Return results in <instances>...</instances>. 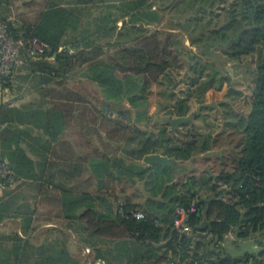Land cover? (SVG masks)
<instances>
[{
    "label": "trees",
    "instance_id": "1",
    "mask_svg": "<svg viewBox=\"0 0 264 264\" xmlns=\"http://www.w3.org/2000/svg\"><path fill=\"white\" fill-rule=\"evenodd\" d=\"M92 1H68L67 6L52 2L34 23L17 28L3 18L0 0V21L8 25L12 36L25 42L20 56L24 67L16 66L13 77H0V88L14 90L19 71L24 69L28 72L24 79L34 82L26 84L25 93L39 91L48 100V87L52 83L59 84L57 81L79 70L101 90L104 109L120 117L121 121L110 123L123 132V143L128 147L134 145L130 158L116 155L113 160L107 155L101 160H91L93 173L99 179L112 175L120 182L124 178V184L131 186L144 183L143 193L150 196L135 203L129 196L111 202L92 194L76 193L72 187L76 175L73 146L55 162L59 157L57 145L70 120L64 106L44 102L37 105L35 101L20 108L11 103L1 105L0 146L4 150L0 161L8 163L12 178L0 179V229L11 221L17 222L19 229L12 236L0 234V251L7 253L5 245L11 242L16 254L13 260L7 257L2 260L0 256V264H80L73 248L90 249L94 255L92 264H170L174 260L180 264L202 260L208 264H264V0H234L235 13H230L229 24L223 27H212L222 0H170L174 3L171 9L187 17L184 22L167 24L168 29L178 28L180 35L165 31V25L163 30L148 34L143 31L144 25L130 27L136 30L129 37L134 42L110 58L92 53L95 40L90 37L67 39L81 22L74 5ZM131 2L141 6L146 0ZM113 17L109 13L96 18L95 29L114 35L116 43H124L125 32L117 26L120 18ZM181 35L196 48V52L188 53L197 60L190 69L194 76L181 98L170 88L160 94L163 99L158 111L165 115L162 122H168L158 133L148 132L141 125L153 119L149 111L152 86L163 85L174 65L183 68L179 49L187 47L181 42ZM34 38L48 44L50 50L44 54L33 50ZM216 49L223 50L229 58L218 62L223 55ZM246 58L250 60L246 62ZM243 66V73L251 82L246 111H235L229 102L219 103L215 108L225 111L221 128L207 121V113L202 112L205 108L192 114L191 102L199 86L222 90L224 84L232 83L227 70ZM227 96L246 98L233 85ZM207 109L214 112V106ZM175 118H185L187 122L173 128L171 121ZM224 147L228 149L211 154L214 149ZM160 153L177 167L149 166L143 162L146 156ZM204 153L210 154L203 158L206 161L217 157L218 168L207 167L195 173L191 162ZM25 186L37 191L36 202L55 203L59 211L61 208L56 218L65 225L53 229L60 233L61 240L47 238L44 244L33 243L39 237L41 215L39 218L36 204L13 193V189ZM179 211L186 215L190 228L187 234L175 228ZM138 212L144 214L143 219L135 217ZM231 235L233 243L229 242ZM249 241L260 251L245 252L239 257L232 255L234 249Z\"/></svg>",
    "mask_w": 264,
    "mask_h": 264
},
{
    "label": "rangeland",
    "instance_id": "2",
    "mask_svg": "<svg viewBox=\"0 0 264 264\" xmlns=\"http://www.w3.org/2000/svg\"><path fill=\"white\" fill-rule=\"evenodd\" d=\"M68 1L76 2V0H2L1 14L3 18H6L17 28H21L25 24L34 23L38 19L40 13L43 12L50 3L57 2L67 6ZM113 2L115 1L106 0V2H100V0H93L91 3L86 5H74L76 7L74 8L80 13L78 15V13L75 11L78 17L81 19V22L74 33L69 32L67 39H70V37L79 39L83 37H90L89 39L92 41L95 40L92 53H95L103 58H110V56H112L111 54L117 53L126 45H130L134 42L131 41L129 37L133 36L136 30H130V27L133 28L135 26V28H140L144 25L143 31L144 33L148 34L150 32H154L157 29L163 30V25H165V31L176 32L178 35H180L181 32L178 28L168 29L167 24L169 25V22L171 21L175 23L184 22L187 18L185 16L177 15L174 10L171 9L174 3L170 0H146L145 4L141 6L133 4L131 0L124 1V5L123 1H119L118 3ZM234 2V0H222V2L218 4V7L216 8L217 10L215 11L218 16L214 18L212 27L218 25L223 27V25L226 26L229 24L231 16L230 13H235L233 7ZM109 13L114 16V19L120 18L117 26L119 29H122L121 32H125L126 36L124 38L125 40H123L125 41V45H123L124 43H116L114 35L109 36L105 31L98 32V30L95 29V19L101 18L103 15H107ZM181 36V42H184L186 47L189 48L188 50L187 48L179 49L182 53L180 54V63L183 65V68H178V65H174L175 67L173 66V68H171L169 71L170 78L167 80L165 78L166 81H164L163 85L156 84L152 86V92L149 96L151 104L149 111L150 114L153 115V119L148 124L141 125V128L143 130H148V132L158 133L159 128L168 122H162L165 115L164 113H160L158 111V104L160 105L163 99L162 93L165 92L167 88H170L173 89L178 97L181 98V96L189 89V82L194 76V73L190 69L192 66L196 65L197 60H194L192 57L193 55L188 53L190 52L189 50L196 52V48L191 46L187 38H185L183 35ZM161 37L166 38L165 35H162ZM114 44H122V46L114 47ZM216 51L217 53L223 55L218 59V62H220L221 59L223 61L229 58L224 55L225 52L223 50L216 49ZM191 59L193 61H191ZM245 60L248 62L250 58H246ZM202 64L204 65V62ZM229 65L232 66L233 64L231 63ZM240 66H242V64H240ZM21 67H24L23 63H20L19 68ZM77 68L79 69L80 67ZM244 70V66L237 70H232L229 68L227 72H229V75L232 77V83L224 84L222 90H217L216 87L208 89L205 85L199 86L196 89V98L192 99L191 102L192 114L196 115L201 113L199 112L200 108H205L202 112L207 113V121L217 126L220 125L221 128L224 126V121H222V118H224L225 111L224 108H215V106H217L219 103L223 102L225 104L226 102H229L231 108L235 111H246L247 108H245V106L248 101L247 99L251 95V82L250 79H246L247 77L243 73ZM19 72V82L15 83L16 85L14 84L15 88L12 90V94H14L16 98L18 96L27 94L26 99L37 102V105H40L42 102H44L45 104H56L59 107L64 106V110L67 111V114L70 117L69 126L67 127L66 133L63 135L60 144L57 145L59 157L58 161L55 162H59L61 160L62 154H64V152H66L71 145L73 146L72 152L75 158H73V164H76V175L73 179L72 187L76 193L92 194L96 197H101L104 199L107 198L111 202L116 201L117 199L125 200L128 198V196L132 198L133 202L135 203H141L143 199L147 200L149 198V193H143L144 183L142 184L139 182V184L131 186L129 183L124 184L126 179L121 178L119 179V182L116 181L112 175H108L99 179L96 177L90 167L91 160L97 158L101 160L107 155L112 157L113 160V157L116 155L119 157L123 156V158H130L129 156L131 147H134V145L128 147L126 144H124L123 132H121L119 128L111 125V123L114 124L111 121L118 122L121 121V119L114 111L110 112L108 109H104L103 96L101 94V90L96 85L87 81L83 77L82 73L79 70H76L71 72L67 79L57 81L60 82L59 84L52 83V85L48 87L50 91L47 97L48 100H46L42 98V94L39 91L25 93L24 90L26 87H28L26 84L28 83L29 85H32L34 82H30L27 78L24 79V77H26L28 74L26 70L24 71L23 69L22 72ZM207 74L208 73H205L204 75L205 79L207 78ZM231 85L243 92L246 98L242 99L239 96L228 97L227 94ZM65 98L68 99V101L64 100ZM66 104H69V106ZM122 106L129 108L127 103H122ZM207 106H214V109H212L214 112L208 111ZM216 118H220V120H217ZM198 124H201L200 120H198ZM107 125H109L108 128ZM183 134L184 132L181 130L180 136ZM2 149L3 148L0 146V154L4 150ZM226 149L228 148H216L211 154H220ZM204 154L205 155H198V157L194 158L191 162L193 170H197L195 173L207 167H212L214 170H217L218 168L219 163L216 160L217 157L213 156L210 161H206L203 158L210 156V154ZM30 156L32 158L38 159L37 155L35 156L31 154ZM49 159L52 160L51 157H49ZM178 177L180 178L179 175ZM0 192L2 194L1 190ZM13 193L15 196L19 197L23 195L25 198L30 200L29 202L31 204H36L35 206L38 210V217L41 215V218L39 217L40 220L38 221V224L40 222H44L46 224L51 223L55 227L65 225V222H62L56 218V216L60 214L61 208L59 211V207L55 205V203L41 202L38 199L36 202L35 196L37 191H34V189H32L30 186H25L22 189H13ZM42 200L45 199L43 198ZM22 203L23 201H21V204ZM17 229H19L17 222H7L0 229V234L12 236L15 234ZM53 229L55 228H43L41 237L37 236L33 243L35 245L44 244L45 239L47 238L48 241H56L57 239L61 240L62 237L60 233H58V231L55 233V230ZM74 241L77 242V240ZM13 244L14 243L8 242L5 245L6 251H8L7 253L0 251L2 260L7 258L12 260L14 259L16 254L14 252V248H12ZM85 251L86 250L82 249L79 250L78 248L72 249V253L80 259V264H92L94 260L93 253H87ZM237 253H240L238 252V248L233 250L232 255L235 256Z\"/></svg>",
    "mask_w": 264,
    "mask_h": 264
},
{
    "label": "built area",
    "instance_id": "3",
    "mask_svg": "<svg viewBox=\"0 0 264 264\" xmlns=\"http://www.w3.org/2000/svg\"><path fill=\"white\" fill-rule=\"evenodd\" d=\"M25 46L23 39H16L9 31L8 25L0 21V77L10 78L15 73L16 66L20 64L21 50ZM31 46L33 50L40 54L50 50V46L41 40L34 38L32 39ZM2 125L0 124V130ZM12 178V171L7 162L0 161V179ZM180 218L175 222V228L178 232L184 234L189 233L190 228L186 225V215L184 212L179 211ZM135 217L137 219H143L144 214L138 212ZM234 237H229V242L233 243ZM170 264H180L179 260H174ZM194 264H208L206 261H199Z\"/></svg>",
    "mask_w": 264,
    "mask_h": 264
},
{
    "label": "crops",
    "instance_id": "4",
    "mask_svg": "<svg viewBox=\"0 0 264 264\" xmlns=\"http://www.w3.org/2000/svg\"><path fill=\"white\" fill-rule=\"evenodd\" d=\"M4 93H7V94H4ZM26 97L27 96H25L24 98H21V99H19L18 97L16 98L14 96V94H12L11 90L0 88V106L4 105V104L11 103L15 108H20L23 105L32 104L33 101L27 100ZM0 195H1V192H0ZM42 223H44V222H41V226L38 230L40 237L42 235L43 228H50V227L51 228H59V226L55 227L51 223H48V224H46V223L42 224ZM85 250H86L85 252H87V253H93V252H91L90 249H85ZM259 251H260V247H258L254 242H252V241L244 242L242 247L238 248V252H240V253H237V255H235V256L239 257V256L243 255L245 252L257 253ZM97 264H100V263H97Z\"/></svg>",
    "mask_w": 264,
    "mask_h": 264
},
{
    "label": "water",
    "instance_id": "5",
    "mask_svg": "<svg viewBox=\"0 0 264 264\" xmlns=\"http://www.w3.org/2000/svg\"><path fill=\"white\" fill-rule=\"evenodd\" d=\"M187 119L185 118H175L172 120V126L173 128L176 127L179 124H183L186 123ZM143 162L146 165H154V164H159L162 166H172L174 168L177 167V165L175 163H173L172 161H170L164 153H160V154H154V155H148L144 158Z\"/></svg>",
    "mask_w": 264,
    "mask_h": 264
}]
</instances>
